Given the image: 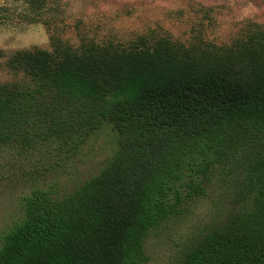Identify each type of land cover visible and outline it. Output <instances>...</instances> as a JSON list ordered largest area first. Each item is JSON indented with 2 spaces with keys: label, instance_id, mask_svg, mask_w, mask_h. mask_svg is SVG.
<instances>
[{
  "label": "trees",
  "instance_id": "trees-1",
  "mask_svg": "<svg viewBox=\"0 0 264 264\" xmlns=\"http://www.w3.org/2000/svg\"><path fill=\"white\" fill-rule=\"evenodd\" d=\"M12 1L28 24L46 27L51 49L7 58L29 82L0 80V153L71 160L105 126L117 148L72 193L24 196L0 264H145L151 230L205 194L216 163L232 166L235 207L178 264H264V22L223 44L203 22L185 42L150 31L125 42L82 34L74 44L59 25L61 0Z\"/></svg>",
  "mask_w": 264,
  "mask_h": 264
},
{
  "label": "rangeland",
  "instance_id": "rangeland-1",
  "mask_svg": "<svg viewBox=\"0 0 264 264\" xmlns=\"http://www.w3.org/2000/svg\"><path fill=\"white\" fill-rule=\"evenodd\" d=\"M64 37L80 43L82 34L97 40L130 41L150 31L183 42L190 40L193 27L204 23L206 37L215 43H230L250 20L264 22V0H61ZM0 80L25 85L29 79L6 65L15 51L35 46L51 49L50 35L43 24H28L25 6L0 0ZM201 7H214L209 16ZM209 16V17H208ZM211 17H213L211 19ZM117 148V133L110 127L97 131L79 154L63 160L57 154L19 156L0 153V247L3 236L24 216L22 198L36 188L56 197L72 193L99 173ZM232 166L216 163L204 183L205 194L187 200L180 213L151 230L145 241L149 261L145 264H178L183 251L192 246L219 219L235 207L230 178Z\"/></svg>",
  "mask_w": 264,
  "mask_h": 264
}]
</instances>
